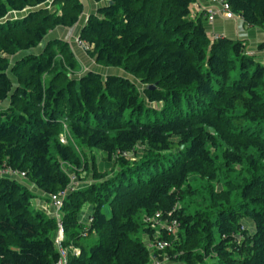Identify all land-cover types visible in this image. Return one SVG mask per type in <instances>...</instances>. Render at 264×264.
<instances>
[{
    "label": "trees",
    "instance_id": "obj_1",
    "mask_svg": "<svg viewBox=\"0 0 264 264\" xmlns=\"http://www.w3.org/2000/svg\"><path fill=\"white\" fill-rule=\"evenodd\" d=\"M107 1L79 40L142 89L128 76L75 75L69 42L42 44L79 21L81 0H0V264L60 259L58 219L8 170L63 198L67 264H264V43L252 52L247 40L211 36L203 14L191 16L195 0ZM225 1L264 29V0ZM96 151L112 168L98 171ZM231 170L246 173L241 184ZM220 175L227 190L212 186ZM195 196L203 203L188 210Z\"/></svg>",
    "mask_w": 264,
    "mask_h": 264
},
{
    "label": "crops",
    "instance_id": "obj_2",
    "mask_svg": "<svg viewBox=\"0 0 264 264\" xmlns=\"http://www.w3.org/2000/svg\"><path fill=\"white\" fill-rule=\"evenodd\" d=\"M81 1L83 4V12L80 15L79 21L73 27L58 26L62 30V35L57 36L58 39L63 40V41H67L69 43H72L71 39L75 38V37H77L76 39L79 40L80 30L86 24L89 16L92 14H96L97 10L100 7L106 5L108 2L107 0H104L101 2H96L94 0H81ZM49 3L51 4L52 1H50ZM211 7L220 9V3L217 1H213V0H195L190 5V11H191L192 17H199L200 15L203 14L202 17L204 19L206 30L211 36H224V37H228V38H232V39L247 40L249 43V49L252 52H256L258 47L264 43V29L260 28V27H250V26L246 25L243 18L240 17L239 15H236L233 18H227L221 14H217L212 21H208L206 18L205 11H206V9L211 8ZM53 33L54 32H52V34H51L52 38L49 39V41L56 38V36H54ZM80 46H78V47H76V45L71 46L72 50L74 51V53L78 59V63L81 62L79 57L81 55L83 56L86 54V52L83 49L84 47H82V46L80 47ZM81 66H82V64H81ZM87 70H95V71L100 72V70L94 69V68H89V69L87 68V69L82 70V71H87ZM107 74H117V73L107 72L104 75H107ZM118 75L126 76V73L124 72V74H118ZM8 104L9 103H4V105H6L5 108L8 106ZM99 153L102 154V156H104V157L106 156L104 153H101V152H99ZM107 163H110V162H107ZM111 166H112V164H111ZM110 168H108V170ZM97 169L100 172H104L100 168H97ZM84 174L85 173H82L81 176L86 175V174L85 175ZM12 176L16 177L17 179H19L23 183L27 184L30 187L31 191H33L36 194V198L34 199V205L38 210L45 212L50 217L54 216L57 218V215H56L57 211L54 207V204H53L52 200L50 198H48V196L44 192L39 190L35 185L28 183L24 177H22L20 175H12ZM88 181H92V176H90L88 178ZM75 184L80 185L81 182L78 179L74 178L73 185H75ZM91 210H92V208L89 205L82 209V212L79 214V220L81 223L87 224ZM57 236H58V234H57ZM56 239H57V237H56ZM95 239H96V236L94 235L92 238V242L95 241ZM73 250H74V248H73Z\"/></svg>",
    "mask_w": 264,
    "mask_h": 264
},
{
    "label": "rangeland",
    "instance_id": "obj_3",
    "mask_svg": "<svg viewBox=\"0 0 264 264\" xmlns=\"http://www.w3.org/2000/svg\"><path fill=\"white\" fill-rule=\"evenodd\" d=\"M15 17H17V16H15ZM52 32H54L53 33V35L54 36H56V38L55 39H58V37L57 36H61L62 35V30L60 29V27H56L55 29H53V30H51L49 33H48V35L46 36V38L43 40V43L42 44H45V43H48V41H49V39H51L52 38V36H51V34H52ZM77 37H75V38H72L71 40H72V43H70V45L72 46H74V45H76V47H78V46H80L79 44H78V39H76ZM42 47L43 46H40L37 50H35V51H40L41 49H42ZM81 47V46H80ZM84 49V51L86 52V54L85 55H79L80 57V63L82 64V66H81V64L79 63V68H78V70H77V72H75V73H73V74H75V75H78L82 70H85V69H89V68H94V69H98V70H100V72L102 73V74H106L107 72H112V73H117V74H124V70L123 69H120V68H112V67H105V66H103V65H101V64H99V63H97L96 62V60L88 53V50L86 49V48H83ZM261 54V56H260V60L261 61H264V52H261L260 53ZM17 58V57H16ZM15 60V59H14ZM126 76H128V77H131L130 75H127L126 74ZM132 78V80H134L137 84H138V87L139 88H143L144 87V85L143 84H141L136 78H134V77H131ZM4 103H8V100H6L5 102H3V104L1 103L0 104V109H3V108H5V106L6 105H4ZM152 105H154V106H157V107H160L161 105L160 104H152ZM60 137V139H61V141L62 142H64V143H66V137H67V135H65V134H61V136H59ZM91 154L92 153H89V156H90V161H92V157H91ZM93 155H95L96 156V158H95V167L96 168H100L101 170H103L104 172L105 171H108V168H112V166H113V162L112 161H110L108 158H107V156H102V154H100L99 153V151H96ZM107 162H110V163H107ZM94 163L93 162H91V165H93ZM111 164H112V166H111ZM246 173H242V174H239L238 172H234V170H231L230 171V174H229V178H228V180H231L232 179V183L234 184V186L235 185H239V184H241L242 183V181H243V178H244V175H245ZM85 175V174H84ZM203 184H205L204 182H201V181H198L197 179L196 180H194V183H193V185L197 188L198 187V190H199V192H201L200 191V189L199 188H201L202 187V185ZM212 186L214 187V188H216L217 190L218 189H224V190H227L228 189V187H229V184H227L226 183V181H225V178H224V176L223 175H220V181H213L212 182ZM198 196H195V197H193L192 199H188L189 201L188 202H185L184 203V205H186V204H188V206H189V208H188V210H190V209H193L195 206H199L200 207V204L201 203H203V201H202V199L200 198V197H198ZM183 205V204H182ZM188 206H186V207H188ZM104 212L109 216L111 213H110V208H109V206H105L104 207ZM138 236H142V234L140 233ZM146 239V238H145ZM144 239V240H145ZM147 239H149V238H147ZM86 241V243H91L92 242V237H90V238H88V239H86L85 240ZM153 264H165V262H162V261H158V262H154Z\"/></svg>",
    "mask_w": 264,
    "mask_h": 264
},
{
    "label": "built area",
    "instance_id": "obj_4",
    "mask_svg": "<svg viewBox=\"0 0 264 264\" xmlns=\"http://www.w3.org/2000/svg\"><path fill=\"white\" fill-rule=\"evenodd\" d=\"M213 1H217L220 3V9L214 8V7L206 9L205 13H206V18L208 21H212L217 14H221L227 18H233L236 16V14L231 11L229 4L225 0H213ZM78 43L82 47L86 48L87 50L90 48L85 42L78 40ZM5 173L10 174L11 176L17 175V172L10 171V170L6 171ZM18 175L23 176L24 173H20V174L18 173ZM51 200H52L54 207L57 211L56 215H57V219L59 221V229H58V236L56 239V243L58 245V249H59V253H60V259H59L57 264H67L68 254H69L70 250L62 245V241L64 240V230H63L62 224L60 223V210H61L62 205H63V198L58 194V195H52ZM156 217H159V215L157 214ZM166 229H167L168 234H172L174 232V229H175V224H174V226L166 227ZM167 246H169V244L165 240L164 241H158L155 244V248H157L159 250L165 249ZM72 251L77 255L80 254V251L77 248H74V250L72 249Z\"/></svg>",
    "mask_w": 264,
    "mask_h": 264
},
{
    "label": "water",
    "instance_id": "obj_5",
    "mask_svg": "<svg viewBox=\"0 0 264 264\" xmlns=\"http://www.w3.org/2000/svg\"><path fill=\"white\" fill-rule=\"evenodd\" d=\"M50 1H53V0H50ZM110 2H112V1H110ZM12 14V13H11ZM154 86H150V88H153Z\"/></svg>",
    "mask_w": 264,
    "mask_h": 264
}]
</instances>
